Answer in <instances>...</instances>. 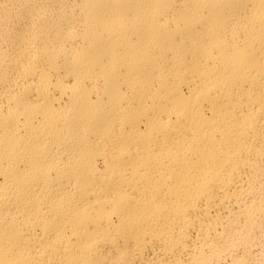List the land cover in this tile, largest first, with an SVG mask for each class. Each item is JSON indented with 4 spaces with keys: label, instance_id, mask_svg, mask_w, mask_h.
<instances>
[{
    "label": "bare ground",
    "instance_id": "obj_1",
    "mask_svg": "<svg viewBox=\"0 0 264 264\" xmlns=\"http://www.w3.org/2000/svg\"><path fill=\"white\" fill-rule=\"evenodd\" d=\"M263 192L264 0H0V264H177Z\"/></svg>",
    "mask_w": 264,
    "mask_h": 264
},
{
    "label": "rangeland",
    "instance_id": "obj_2",
    "mask_svg": "<svg viewBox=\"0 0 264 264\" xmlns=\"http://www.w3.org/2000/svg\"><path fill=\"white\" fill-rule=\"evenodd\" d=\"M261 197L255 226L249 233H232L230 244L212 238L208 247L193 233L177 264H264V192ZM156 263L153 259L152 264Z\"/></svg>",
    "mask_w": 264,
    "mask_h": 264
}]
</instances>
